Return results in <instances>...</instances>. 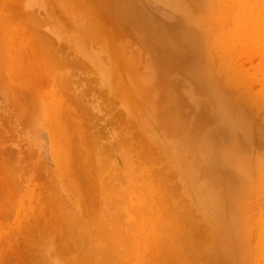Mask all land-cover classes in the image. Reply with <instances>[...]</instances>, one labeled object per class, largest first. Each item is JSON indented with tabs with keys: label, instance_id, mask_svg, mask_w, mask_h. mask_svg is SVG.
Masks as SVG:
<instances>
[{
	"label": "rangeland",
	"instance_id": "obj_1",
	"mask_svg": "<svg viewBox=\"0 0 264 264\" xmlns=\"http://www.w3.org/2000/svg\"><path fill=\"white\" fill-rule=\"evenodd\" d=\"M0 264H264V0H0Z\"/></svg>",
	"mask_w": 264,
	"mask_h": 264
},
{
	"label": "bare ground",
	"instance_id": "obj_2",
	"mask_svg": "<svg viewBox=\"0 0 264 264\" xmlns=\"http://www.w3.org/2000/svg\"><path fill=\"white\" fill-rule=\"evenodd\" d=\"M124 1H125V0H124ZM130 2H131V1H130ZM130 2L128 3V5L131 4ZM132 2H133V0H132ZM133 5H134V3H132V6L129 7V9L125 7L126 9H128V10H125V11H129V12H132V11H133V12H135V16L138 15L139 13H142L141 11L138 13V9H137L138 7L135 6V5H134V7H133ZM123 6H126V4H124ZM136 7H137V8H136ZM125 8H124V9H125ZM139 9H140V8H139ZM131 14H133V13H131ZM143 14H144V13H143ZM140 16H142V15H140ZM140 16H139V17H140ZM136 18H137V17H136ZM145 18H146V17H145ZM145 18L141 17V20H138V21L143 22V24H145V25L148 27V28H147V27L145 26V27L147 28V30L149 29V34L151 35V32H160V33H161L160 35H162V32H163V31H160V30H159V31H153V28L151 27V25L153 24V22H152V24H151V20H150V22H149V21H148L147 19H145ZM150 18H151V17H150ZM152 20H153V18H152ZM134 21H136V20L134 19ZM136 22H137V21H136ZM136 22H135V23H136ZM156 22H157V21H156ZM156 22H155L154 24H156ZM160 23H162V22H160ZM154 24H153V25H154ZM177 24H178V23H177ZM177 24H176V25H177ZM153 25H152V26H153ZM158 25H159V24H158ZM162 25H163V24H162ZM162 25H161V28L163 27ZM166 25H167V24H166ZM166 25L164 26L165 28H167V26H168V25H167V26H166ZM156 26H157V25H156ZM158 27H159V26H158ZM170 27H171V26H170ZM178 28H179V27H178ZM142 29H143V27H142ZM142 29H141V30H142ZM169 29H170V28H169ZM169 29H166V30L169 31ZM166 30H165V32H163V33H166ZM170 30H172V27H171ZM142 31H143V30H142ZM172 32H173V31H172ZM168 33H170V32H168ZM168 33H167V34H168ZM156 34H158V33H156ZM170 34H171V33H170ZM169 36H170V35H169ZM164 37H166V35H165ZM170 37H172V36H170ZM190 38H191V37H190ZM162 39H163V38H162ZM171 39H172V38H171ZM160 41H161V40H160ZM162 41H164V39H163ZM179 41H180V40H178V36L175 35L174 38H173V44L175 45L176 42H179ZM195 41H196V40H194V43H195ZM162 44H164V42H163ZM182 45H183V44H182ZM180 46H181V45H180ZM195 46H196V45H195ZM181 47H182V46H181ZM193 47H194V46H193ZM159 50H160V47H159L158 51H159ZM161 50H162V49H161ZM161 50H160V51H161ZM158 51H157V52H158ZM160 51H159V52H160ZM162 51H163V50H162ZM170 57H171V56H170ZM176 57H177V56H176ZM172 59H175V57H172ZM160 61H161V63H162L163 65H165V63H166V64L170 63L171 58H166V57L164 58V57H162V58L160 59ZM178 64H179V63H178ZM175 65H176V64H175ZM176 66H177V65H176ZM178 67H179V66H178ZM116 259H117V258H116Z\"/></svg>",
	"mask_w": 264,
	"mask_h": 264
}]
</instances>
